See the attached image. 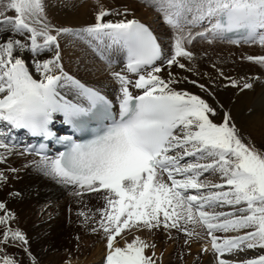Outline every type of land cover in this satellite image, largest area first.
<instances>
[{"label": "snow or ice", "instance_id": "snow-or-ice-1", "mask_svg": "<svg viewBox=\"0 0 264 264\" xmlns=\"http://www.w3.org/2000/svg\"><path fill=\"white\" fill-rule=\"evenodd\" d=\"M150 2L171 29L167 46L148 25L128 18L126 7L109 9L96 0L94 22L71 28L50 22L44 0H0V164L14 154L34 155L39 159L29 164L71 187L77 203L86 193L100 197L102 206L85 205L76 214L105 240L103 264H157L155 243L135 233L176 229L192 237L200 235L194 231L197 225L210 237V249L205 244L201 251L210 250L218 264H264V251L252 258H222L264 250V149L242 136L209 87L198 84L211 103L178 89L188 78L173 72L174 67L193 71L182 60L195 62L189 46L197 40L264 46V0ZM63 35L85 40L109 69L116 61L108 53L121 54L123 67L110 71L118 85L115 102L65 71ZM241 58L264 66V55ZM230 83L238 85L235 79ZM251 87L245 80L243 88ZM57 116L72 135L54 130ZM19 130L59 144L63 151L49 155L43 142L19 151L14 135ZM205 174L219 179L213 182ZM7 180L0 171V183ZM0 210V264H23L9 248L21 250L35 264L27 236L9 224L14 214L4 202ZM242 229L250 230L214 234Z\"/></svg>", "mask_w": 264, "mask_h": 264}, {"label": "bare ground", "instance_id": "bare-ground-1", "mask_svg": "<svg viewBox=\"0 0 264 264\" xmlns=\"http://www.w3.org/2000/svg\"><path fill=\"white\" fill-rule=\"evenodd\" d=\"M87 1L45 0L44 4L55 21L62 24L61 27L75 28L77 26L72 23L82 14ZM114 1L116 3L113 4L112 9L122 10L126 7L129 10L128 18L136 19V16H140L141 22L144 21L151 28L155 27L152 13L143 10L142 4L138 3L139 0ZM160 27L162 30L157 33L160 38L162 34L164 35L163 32L171 34L169 32L171 29L165 22ZM59 42L65 71L88 86L95 87L108 95H115L118 85L110 77V71L122 68L121 54L108 53L112 60L118 62L116 67L112 66V69H109L106 60L102 59L85 40L72 35H63ZM170 43L171 40L167 44ZM194 44L189 47L196 53L195 62L182 60L193 71L173 68L174 74L188 78L176 87L201 95L211 103L212 97L203 92L198 84L209 87L214 92L215 100L229 111L242 136L257 148L264 149V66L241 58L246 55H264V46L219 42L209 45L199 40ZM218 70H222L224 75L221 76ZM226 77L237 80L238 85L232 86L230 79ZM245 80L251 83V88H243ZM190 81L197 83L193 84ZM68 98L71 99L72 96L69 95ZM216 119L219 121V113ZM33 159L26 155L14 154L7 158V163L0 164V171L8 176L7 182L0 183V202H4L9 212L14 214V219L9 221L10 226L20 229L27 236L28 248L35 257V264H103L106 256L105 240L101 234L90 231L93 225L84 226L81 223L83 218L76 214L77 210L85 205L93 209L102 206V199L94 193H86L81 203H77V197L71 194L72 189L58 184L32 167L29 161ZM10 167L18 171L10 172L8 171ZM218 179L219 177L214 178L213 182H217ZM11 193L19 195H10ZM217 210L227 211L228 208ZM2 211L0 210V213ZM188 227L193 228L192 225ZM249 230L214 234L222 237L242 234L243 231ZM194 231L200 235L186 237L176 229H170L168 232L163 229L153 232L142 230L135 234L149 243H155L156 256L153 259H156L157 264H218L210 250L201 251L205 244L210 249V237L207 236L206 229L197 225ZM127 238L130 240L132 237ZM262 251L264 250L257 248L238 254L225 253L222 258H252L262 254ZM8 252L14 254L23 264H32L31 258L21 250L9 248ZM146 254L151 255V249H147Z\"/></svg>", "mask_w": 264, "mask_h": 264}, {"label": "rangeland", "instance_id": "rangeland-1", "mask_svg": "<svg viewBox=\"0 0 264 264\" xmlns=\"http://www.w3.org/2000/svg\"><path fill=\"white\" fill-rule=\"evenodd\" d=\"M44 3H46L45 0H44ZM99 3L103 4V6L105 8L112 9L113 4L116 3V2L114 0H99ZM138 3L142 4L141 6L143 7V10H146L147 13H152V15H153L152 22L155 24V27H153V28L155 29V31H157V33L158 32L160 33L161 30H162L161 29L162 27H160V25L162 26L164 24V22L162 20V14L160 12H158L151 5L150 0H139ZM97 11H98V4L96 3V0H88L87 1V5L84 7V10H83L82 14L79 15V17H77L73 21L72 24L77 26L75 28H78L79 26L83 27V26H85V25H87L89 23L94 22V16H95V13ZM45 12H46V15H47L48 19L50 20V22L53 25H55L56 27H61L60 25H62V24L55 21V19L53 18V15L46 9V7H45ZM7 14L8 15H15V13L12 12V11H9ZM136 19H138L139 21L142 20L140 16H136ZM169 32L171 33V30ZM163 33H164V35L162 34V36H161L162 39L161 40H163L164 41L163 43L165 44V46H167L168 45L167 43L170 40V38L168 40V37H170L171 34H168L167 32H163ZM205 175L208 176V174H205ZM214 178H216V176H208V179H210L212 181L214 180Z\"/></svg>", "mask_w": 264, "mask_h": 264}]
</instances>
